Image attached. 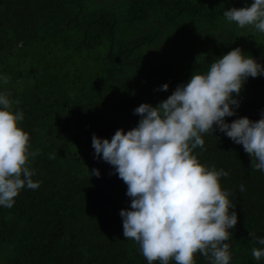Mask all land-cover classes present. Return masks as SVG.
Returning <instances> with one entry per match:
<instances>
[{"label":"trees","instance_id":"trees-1","mask_svg":"<svg viewBox=\"0 0 264 264\" xmlns=\"http://www.w3.org/2000/svg\"><path fill=\"white\" fill-rule=\"evenodd\" d=\"M251 3L0 0V75L8 78L0 91L24 114L20 126L36 152L28 166L39 181L36 189L23 188L11 208L0 207V264H148L123 236L127 186L94 158L92 135L110 139L132 129L140 119L134 108L157 105L236 47L264 64V33L223 17ZM165 83L168 90H159ZM236 99V115L226 122L259 120L264 77H249ZM213 134H201L203 149L193 152L206 167L228 172L219 182L238 217L225 241L230 264H264L252 256L261 247L255 238L264 237V173L251 167L242 145ZM194 260L212 264L210 254L197 252Z\"/></svg>","mask_w":264,"mask_h":264},{"label":"clouds","instance_id":"clouds-1","mask_svg":"<svg viewBox=\"0 0 264 264\" xmlns=\"http://www.w3.org/2000/svg\"><path fill=\"white\" fill-rule=\"evenodd\" d=\"M223 17L264 33V0L232 7ZM258 76L264 77V64L236 47L215 58L206 72L195 71L157 105L134 108L140 119L132 129H118L110 139L92 135L94 158L111 165L127 186L130 208L119 212L123 236L139 245L148 264H195L197 252L210 254L212 264H230L225 241L238 217L231 193L219 182L228 172L201 164L193 150L203 149L201 134L218 130L242 145L251 167L264 173V111L256 121L225 120L236 115V97L247 79ZM7 79L0 75V82ZM168 87L165 83L159 90ZM11 105L9 94L0 91V207L7 208L23 188L39 187L28 166L36 152L30 151L29 133L20 126L24 114ZM91 175L99 177V170L92 169ZM239 189L244 191L243 184ZM255 239L261 247H254L252 256L259 261L264 257V237Z\"/></svg>","mask_w":264,"mask_h":264}]
</instances>
